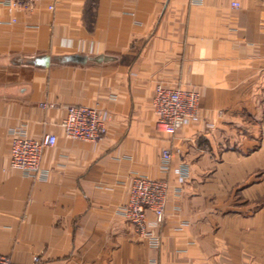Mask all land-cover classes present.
Masks as SVG:
<instances>
[{
	"label": "crops",
	"instance_id": "1",
	"mask_svg": "<svg viewBox=\"0 0 264 264\" xmlns=\"http://www.w3.org/2000/svg\"><path fill=\"white\" fill-rule=\"evenodd\" d=\"M14 14L19 22H2L0 6V253L38 264H264V0H59ZM43 53L49 67L29 63ZM159 83L199 89L200 120L159 132ZM66 104L108 111L106 137L66 138ZM22 123L58 135L44 155L49 180L9 167L8 131ZM168 146L190 177L176 196L170 174L154 248L119 208L132 173L160 175Z\"/></svg>",
	"mask_w": 264,
	"mask_h": 264
},
{
	"label": "built area",
	"instance_id": "2",
	"mask_svg": "<svg viewBox=\"0 0 264 264\" xmlns=\"http://www.w3.org/2000/svg\"><path fill=\"white\" fill-rule=\"evenodd\" d=\"M59 0H0V6H5L9 18L2 21L6 24L19 22L14 12L16 10H32L38 2L48 3L53 10ZM239 6V2H233ZM202 93L196 88L156 85L152 96V110L155 126L159 132L173 136L182 127L197 122L201 118L200 102ZM43 109L52 108L54 102H41ZM110 114L104 108L94 104H66L64 114L59 122L66 138L99 143L109 131ZM9 134V167L19 171L23 176L35 180H49L51 170L44 165V155L47 149L56 146L58 135L47 132L41 136H33L25 123L16 125L8 131ZM171 147H164L160 154L159 176L134 172L128 184V198L120 206L119 212L136 228L146 242L159 248L162 237L158 228L166 219L168 198L171 191L170 174H173L176 185L174 193L179 196L184 184L190 177V168L182 162L173 165ZM186 221H181V230ZM40 256L34 255L29 262L16 261L9 254L0 253V264H38Z\"/></svg>",
	"mask_w": 264,
	"mask_h": 264
},
{
	"label": "water",
	"instance_id": "3",
	"mask_svg": "<svg viewBox=\"0 0 264 264\" xmlns=\"http://www.w3.org/2000/svg\"><path fill=\"white\" fill-rule=\"evenodd\" d=\"M101 59L102 58L100 56L81 55V54H71L70 56L66 57V60L80 61V62L100 61ZM29 63L39 68H47L51 64V55L49 53L36 55L35 57L29 60Z\"/></svg>",
	"mask_w": 264,
	"mask_h": 264
}]
</instances>
